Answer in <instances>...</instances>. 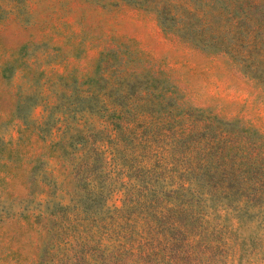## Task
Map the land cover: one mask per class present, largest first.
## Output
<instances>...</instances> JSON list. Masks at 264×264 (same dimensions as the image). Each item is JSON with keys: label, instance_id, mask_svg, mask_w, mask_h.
I'll return each mask as SVG.
<instances>
[{"label": "rangeland", "instance_id": "1", "mask_svg": "<svg viewBox=\"0 0 264 264\" xmlns=\"http://www.w3.org/2000/svg\"><path fill=\"white\" fill-rule=\"evenodd\" d=\"M261 1L0 0V264H264Z\"/></svg>", "mask_w": 264, "mask_h": 264}, {"label": "trees", "instance_id": "2", "mask_svg": "<svg viewBox=\"0 0 264 264\" xmlns=\"http://www.w3.org/2000/svg\"><path fill=\"white\" fill-rule=\"evenodd\" d=\"M215 1L218 5H221L222 7L225 6L226 0H215ZM238 7L239 9L234 8L231 12L233 15H236L239 20H242L245 17V14L250 12H259V14L264 17V0H262L260 3L249 2L245 6L239 5ZM263 46H264V36H263ZM261 51H264V49ZM80 101H84V100H80Z\"/></svg>", "mask_w": 264, "mask_h": 264}]
</instances>
